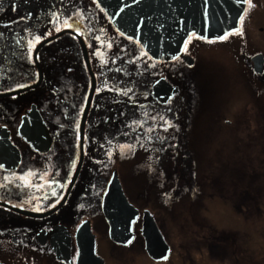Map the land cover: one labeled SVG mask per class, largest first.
Instances as JSON below:
<instances>
[{"label":"flooded vegetation","instance_id":"1","mask_svg":"<svg viewBox=\"0 0 264 264\" xmlns=\"http://www.w3.org/2000/svg\"><path fill=\"white\" fill-rule=\"evenodd\" d=\"M27 1L34 3V0ZM252 3L255 7L251 10L259 8L261 11L264 10V0H252ZM14 5L12 0H0V11L4 10L3 7L10 10ZM16 6L21 8V5ZM27 10L31 16L35 15V11L32 12L31 8L28 7ZM249 10L245 5L244 23L241 25L239 22V29H242L244 33L242 36L233 35L224 41L203 40L197 36L189 41L188 38L187 50L184 46L181 55L178 56L179 59L153 61L158 65L155 75H149L147 67L143 70L136 68L135 63L134 65L131 63L130 67L122 56L112 61L113 63L124 62L123 69H120L118 73L113 71L111 75L118 79V83L123 87L131 89L127 95L123 94L119 86V89L111 87L97 91L96 89L99 88L97 78L92 69L95 87L86 115L85 108L91 80L87 72V76L83 73L82 78L85 79V84L81 81L78 88L83 89L81 91L83 96L86 86H89L85 101L81 98L73 103L71 96L63 94L58 109L53 111L50 104L46 113L40 112L50 139L49 148L45 153L33 149L31 142L20 132L24 130L30 136L35 129V118L29 115L30 106L34 103V95L29 94L27 100L21 99L17 103L0 102V165H3L0 167V264H178L174 261L176 246L170 240L174 234H169L167 227V224H176L179 217V210L174 208V193H171V196L167 194L163 197L148 198L147 201H143L142 197L136 195L132 199L129 184L127 188L130 191L126 189L119 172L113 168L115 151L109 156L95 154L100 145L105 142L108 147L114 146L115 141L124 140L127 137V140L141 138L154 141L157 146L155 147L156 157L171 153L174 156L179 154L181 157L191 155L189 149L181 148L188 139L199 140L198 133L193 127L189 133L187 132L189 125L196 124L193 116L196 107L195 101H192L195 85L189 80V73H184L185 65L194 66L197 62L195 57L198 56L204 61L205 68L216 66V61H219L220 67L231 66V70L236 71L239 76L255 73L259 79H264V75L262 76L264 56L261 52H256L251 45L248 48L249 56L247 55L245 59L240 57L242 47L246 50L247 44L251 42L248 41L245 30L255 31L252 26V16L245 15V12ZM20 17L19 22L13 20L12 23L0 18V33H2L0 76L3 75L2 67L9 65L12 61L11 64L15 68L11 69L10 75L16 76L20 73L24 80L26 77L37 76L34 63L36 46L30 58L27 52H23V48L27 47L26 38L24 35L19 37L16 35L22 32L19 30V24L30 25L31 18L28 13L20 14ZM8 29H11L13 34L9 33ZM258 29L263 32L262 27ZM67 35L74 37L69 33ZM5 40L8 44L11 41L10 44L14 50L11 57L2 51ZM45 45L36 53V60L43 78L47 74L45 64L48 51ZM248 61L251 69L248 68ZM207 72L211 81L214 78L220 82L221 78L219 79L218 74L214 75L211 70ZM86 78H88L87 83ZM25 85L29 83L25 82ZM239 86L242 87L241 84ZM261 86H263L261 93H264V85ZM257 91L259 92V85H257ZM249 92L254 97V92L251 90ZM258 99L259 97L256 96L254 100L252 99L254 104L251 102L252 112L255 115L259 114ZM244 113L239 104L232 107L229 117L223 120L225 124H231L233 119H237L235 114L243 116ZM83 119L81 134L80 125ZM254 119L256 120L257 117L255 116ZM205 122L206 118H202L198 123H202L204 133L205 125L208 124ZM77 124L79 125L77 132L71 131ZM145 127L151 128L152 131L145 130ZM198 128L201 135L202 129ZM171 167H155L162 182V173H164L165 181L168 182L167 169ZM100 168L105 171H101ZM178 169L173 170L176 184L179 180ZM30 170L37 173L28 178L34 184L44 183L39 178L41 174H44L45 179L51 177L52 180H59L66 187L61 189L58 185H53L58 194L56 197L51 195V188L47 186L43 189L26 188L19 177ZM113 171L117 173L124 200L137 211L131 227L132 236L129 239L131 243L127 241L125 220L122 219L120 222L123 230L122 243L115 242L109 237V224L104 217L103 199L109 185L110 172ZM143 174L145 180L148 173L146 171ZM156 177L158 179L159 176L154 175L153 179ZM45 195L48 196L46 200L43 199ZM60 197L63 198L60 199ZM57 199H60V202L55 207H51ZM30 200L33 202L26 203ZM152 201H154L153 205L150 204ZM37 203L43 209L40 212L32 210ZM19 204H24V207H17L16 205ZM119 214L123 218L126 214L130 215V212L126 213L124 210ZM144 214L152 218L159 230L168 248L167 259L155 260L147 253L146 241L142 233ZM175 233L179 234V227L178 230L176 228ZM219 236L220 234L211 236L216 243L206 246L210 257L220 261L232 256L238 259L236 238H230L231 243H226L221 241ZM164 249L165 247L161 246V250Z\"/></svg>","mask_w":264,"mask_h":264},{"label":"rangeland","instance_id":"2","mask_svg":"<svg viewBox=\"0 0 264 264\" xmlns=\"http://www.w3.org/2000/svg\"><path fill=\"white\" fill-rule=\"evenodd\" d=\"M12 1L15 4L12 12L3 7L0 16L2 15V20L6 22L12 23L13 20L19 22L20 14L24 13L21 10H26L31 18L30 25L19 24L22 32L16 37L25 36L27 47L23 48V52H27L29 58L33 49L30 52L28 44L34 35H42L45 39L57 33L56 27H61L62 30L76 32L85 41L91 67L97 78V87L100 90L119 86L122 92L128 94L129 89L123 87L118 83L119 80L111 75L113 71L118 73L123 69V61L112 62L121 56L130 67L131 63H135L136 68L143 70L147 67L148 74L155 75L158 65L154 64V60L148 55L142 56L141 53L144 51L139 44L122 37L112 28L107 16L95 0H34V3L27 0ZM20 4H23L21 8L18 6L21 10L16 6ZM27 5L33 10L32 12L35 11V15H30ZM14 8L17 10L14 11ZM250 10L245 15L252 16L253 25H251L255 31L245 30L248 41L251 42L247 44L246 50L242 47L241 59L249 56L248 48L251 45L256 52H261L264 56V10L261 11L260 8ZM54 13L58 15L59 21L72 17L75 27L80 31L77 32L75 27L63 28L59 22L52 23ZM258 27H262L263 32L259 31ZM49 32L51 35L48 34ZM109 43L111 47H108ZM9 44L5 40L2 51L11 57L14 50ZM195 60L197 62L194 66L185 65L184 71L189 73V80L195 85L192 101H195L196 109L193 116L196 124L189 125L187 132L189 133L193 127L198 133L199 140L188 139L181 147L189 149L191 155L181 157L179 154L174 156L171 153L156 157L157 146L154 141L141 138L127 140V137L115 141L114 146L108 147L106 142L102 145L100 143L95 155L109 156L115 151L113 168L119 172L126 189L131 190L132 199L136 195L147 201L148 198L163 197L167 194L171 196V193H174V208L179 210V217L176 224H167V227L169 234H174L170 240L176 246L174 261L178 264H264V93H261L264 79H259L255 73L239 76L236 71L231 70V66L220 67L219 61H216V66L205 68L202 59L196 56ZM11 63L12 61L2 67L0 93L12 91L19 88V84L37 79L30 76L23 80L20 73L11 76V69L15 68ZM248 63V68L251 69V64L249 61ZM68 68L73 69L72 74H69ZM80 68L77 63L66 62L60 68L52 70L53 74L55 73L53 76L58 79V88L63 94L71 96L73 103L81 98L85 101L88 93V85L83 96L78 88L80 83L76 73ZM208 70L214 75L218 74L219 79L221 78L220 82L214 78L211 81ZM87 82L88 78H86ZM239 84L242 85L241 88ZM250 90L254 92V97ZM30 93L32 91L25 92L22 99ZM18 95L3 97L0 102L17 103L21 98V95ZM256 96L259 97L260 105L259 114L255 115L252 112V99L254 100ZM239 104L245 112L244 115L235 114L237 119H233L231 124H225L223 119L229 117L230 109ZM202 118H206L205 124L208 123L205 125V133L202 123L198 124ZM198 127L202 129L201 135ZM144 129L149 131V128ZM71 131L77 132V125ZM126 145H132V149L129 151ZM160 166H172L167 169L168 182L165 181L164 173H162L163 182L160 174L156 173L155 167ZM177 168H179L177 174L179 180L176 184L173 170ZM100 170L105 171L102 168ZM146 171L148 174L144 180L143 172ZM154 175H158V179L157 177L153 179ZM153 203L154 201L150 204ZM254 205H258L259 210H255ZM178 227L177 235L175 231ZM222 232L226 235L231 233V238H236L238 259L232 256L220 261L210 257L206 246L210 243L215 244L211 236ZM235 234L237 236L234 237Z\"/></svg>","mask_w":264,"mask_h":264},{"label":"water","instance_id":"3","mask_svg":"<svg viewBox=\"0 0 264 264\" xmlns=\"http://www.w3.org/2000/svg\"><path fill=\"white\" fill-rule=\"evenodd\" d=\"M108 17L112 27L124 37L132 36L148 56L156 61H171L178 57L185 46V42L192 33L198 37H207V40H217V37L226 31L238 28L239 17L243 15L245 4L242 0H95ZM123 9V11H121ZM71 31L62 30L57 34L42 40L35 48L34 61L38 70V81L28 87L5 92L1 97L15 96L37 87L42 80V73L36 60L37 51L49 41ZM78 41L83 52V58L88 70L91 86L87 98L90 103L95 78L90 67L85 44L79 36ZM159 83H157L158 85ZM159 86V85H158ZM157 89V87H155ZM28 114V112L26 113ZM29 115L34 116L36 126L32 135L24 130L21 134L31 142L33 149L40 153L47 152L49 148V134L47 127L34 104L31 105ZM83 122L80 133L83 131ZM43 140V141H42ZM41 141L43 142L41 144ZM46 141V146L44 143ZM125 210L126 217L119 214ZM103 213L109 224V237L115 242L123 243V230L120 222L125 220L128 240L131 238L132 223L137 211L124 200L121 185L116 171L112 172L109 185L104 194ZM144 227L142 230L146 241V251L155 260H163L168 255V248L157 229L152 218L144 214ZM161 246L165 247L162 251Z\"/></svg>","mask_w":264,"mask_h":264},{"label":"trees","instance_id":"4","mask_svg":"<svg viewBox=\"0 0 264 264\" xmlns=\"http://www.w3.org/2000/svg\"><path fill=\"white\" fill-rule=\"evenodd\" d=\"M45 46L46 50L48 51V56H46L47 59L45 64L47 74L44 76L41 85L33 90L28 91H32L30 95H34V103L37 104V107L43 114L47 112L50 104H52L51 108L53 111L58 109L60 99L63 95V92H61L58 88V79L53 76L55 73L53 74L54 71L52 70H55V68H60L66 62L77 63L81 67L79 69V72L76 73L78 82L81 83L82 81L83 84H85V79L82 78V74L84 73L85 76H87L85 66L79 55L78 45L74 37L65 34L58 39L49 42ZM69 74H72V70H70ZM80 91H83V89ZM28 97L29 95L26 98L24 97V100H27ZM210 196H212V194ZM254 208L255 210H259L258 205H254ZM230 235L231 233H228L226 235L224 232H222L220 233L219 238L223 242L231 243ZM235 236L237 235L235 234L234 237ZM232 241L234 240L232 239Z\"/></svg>","mask_w":264,"mask_h":264},{"label":"snow or ice","instance_id":"5","mask_svg":"<svg viewBox=\"0 0 264 264\" xmlns=\"http://www.w3.org/2000/svg\"><path fill=\"white\" fill-rule=\"evenodd\" d=\"M137 2H138V0H137ZM242 2L248 6V9H251V8L255 7V5L252 3V0H242ZM121 11H123V9H121ZM245 14H247V11L245 12ZM53 17H54V18H53V20L51 21L52 23H57V22H59V23L62 24L63 28H67V29H72V28L75 27V23H74V21H72V17H66V18L63 19V21H59V17H58V15L55 14V13L53 14ZM244 19H245V16H243V15L239 17V22H240L241 25H243ZM26 30H27V29H26ZM61 30H62L61 27H56V28H55V31H57V32H59V31H61ZM75 30H76L77 32L80 31V29H79L78 27H75ZM48 34L51 35V32H49ZM243 34H244V33H243L242 29L234 28L232 31H226V32H224V34L221 35V36H219V37H217V39H218V40H221V41H224V40L229 39L230 36H233V35H241V36H242ZM121 35H124V33H121ZM196 36H197V34H196L195 32L192 33V36L189 37V41H191V40H192L193 38H195ZM199 38H200V39H203V40H207V39H208L207 37H203V36H200ZM42 39H43V36H42V35H34L33 38H32V40H30V41H29V44H28L29 51L31 52V50L35 47V45H36V44H39V43L41 42ZM97 39H99V38L97 37ZM128 39H129V40H132L133 37H132V36H129ZM18 42H19V41H18ZM136 42L139 43V41H136ZM187 44H188V41L185 42V50H187ZM111 46H112L111 43H109L108 47H111ZM97 55H99V53H97ZM141 55H142V56H147L148 53H147V52H142ZM173 59L176 60V59H179V58H178V57H173ZM37 75H38V74H37ZM26 86H28V85H25V84H19V85H18V87H21V88L26 87ZM96 90H97V91H100L99 88H97ZM128 91H131V89H129ZM123 94H124V95H127V92H124ZM153 119H155V118H153ZM161 119H163V118L161 117ZM134 123H136V122L134 121ZM165 123H167V122H165ZM77 128H79V125H78V124H77ZM149 131H152V129L149 128ZM125 147H127V149H128L129 151L132 149V145H126ZM0 167H3V165H0ZM35 175H37V173L32 172V171L30 170V171H29L28 173H26L25 175H21V176L19 177V179H20L21 181L24 182V187H26V188L30 187V188L43 189L45 186L50 187V188H51V195H52L53 197H56V196L58 195L57 192H56V188H55L53 185H58L61 189H64V188L66 187V185L63 184V183H60L59 180H52L51 177H48V179H45V175H44V174H41L40 177H39L42 181H44V183H41V184H39V185L34 184V183H33L30 179H28V178H29V177H32V176H35ZM68 183L70 184L71 181L69 180ZM62 198H63V197H60V199H62ZM34 199H38V198H34ZM43 199H45V200L48 199V196L45 195V196L43 197ZM60 199H57L56 202H55V204H52L51 207H55V205L58 204V203L60 202ZM32 202H33V201H31V200H30V201H26V203H32ZM16 206H17V207H24V204H19V205H16ZM32 210H33V211H36V212H40V211H42L43 209H42V208L39 206V204L37 203L36 206H34V207L32 208ZM129 243H131V241H129ZM165 259H167V257H165Z\"/></svg>","mask_w":264,"mask_h":264},{"label":"bare ground","instance_id":"6","mask_svg":"<svg viewBox=\"0 0 264 264\" xmlns=\"http://www.w3.org/2000/svg\"><path fill=\"white\" fill-rule=\"evenodd\" d=\"M20 5H22V4H20ZM19 9H20V8H19ZM16 10H17V9L14 8V11H16ZM20 10H21V9H20ZM21 11L24 12V13H27L26 10H25V11L21 10ZM9 12H12V8L9 10ZM2 13H3V12H1L0 14H2ZM1 16H2V15H1ZM1 16H0V18H2ZM108 20H109V19H108ZM109 23H110V21H109ZM110 24H111V23H110ZM238 28H239V23H238ZM19 30L22 31L20 27H19ZM8 31H9V33L13 34V31H12L11 29H8ZM67 33L72 34L73 36H76V32H75V33H73V32H72V33L67 32ZM67 33H66V34H67ZM1 34H2V33H0V36H1ZM4 35L7 36V35H9V34H4ZM123 37H124V36H123ZM79 38H81V37H79ZM125 38H126V37H125ZM75 40L78 41V37H76ZM52 41H54V40H52ZM37 53H38V52H37ZM180 55H181V54H180ZM34 63H35V62H34ZM35 66H36V64H35ZM38 66H39V64H38ZM36 70H37V67H36ZM68 70L70 71V70H73V69H72V68H68ZM37 74H38V70H37ZM37 74H36V75H37ZM35 77H37V79H36L35 81H33V82H29V85H28V86H30V85H32V84H35V83L38 81V75L35 76ZM42 81H43V76H42L41 83H42ZM41 83H40L39 85H41ZM39 85H38V86H39ZM28 86H26V87H28ZM38 86H37V87H38ZM37 87H35V88H37ZM35 88L28 89L26 92H28V91H30V90H33V89H35ZM3 93H5V92H3ZM0 94H2V93H0ZM0 99H4V98L0 96ZM32 104H34V105L36 106V108H37V104H35V103H32ZM32 104H31V105H32ZM30 108H31V106H30ZM38 112H39V114H40V110H38ZM43 123H44V122H43ZM44 124H45V123H44ZM45 126H46V125H45Z\"/></svg>","mask_w":264,"mask_h":264}]
</instances>
